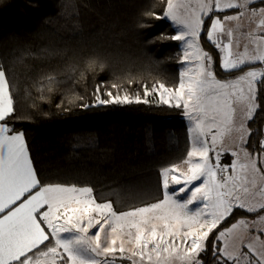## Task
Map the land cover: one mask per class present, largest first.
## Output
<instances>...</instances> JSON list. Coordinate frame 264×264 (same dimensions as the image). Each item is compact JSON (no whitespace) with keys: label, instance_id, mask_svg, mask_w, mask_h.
Returning <instances> with one entry per match:
<instances>
[{"label":"trees","instance_id":"obj_1","mask_svg":"<svg viewBox=\"0 0 264 264\" xmlns=\"http://www.w3.org/2000/svg\"><path fill=\"white\" fill-rule=\"evenodd\" d=\"M167 2L0 0V70L12 106L2 124L9 133L23 135L38 187L88 188L97 203L115 213L163 199L162 173L182 164L190 150L181 108L151 98L145 104L104 100L106 91L125 90L132 98L142 84L179 86L182 51L177 31L164 18ZM252 5L264 7V0ZM234 12L211 9L198 33L220 81L264 65L223 70L221 53L207 34L213 18ZM254 101L243 147L258 159L264 152V78ZM231 160L223 157L227 164ZM259 216L264 207L255 212L234 207L206 236L192 264H234L222 257L219 234ZM54 246L49 238L12 264L36 260ZM56 264H68L67 257Z\"/></svg>","mask_w":264,"mask_h":264},{"label":"rangeland","instance_id":"obj_2","mask_svg":"<svg viewBox=\"0 0 264 264\" xmlns=\"http://www.w3.org/2000/svg\"><path fill=\"white\" fill-rule=\"evenodd\" d=\"M205 1L168 0L164 13V18L177 31L182 51L177 89L187 90L193 101L179 107L180 115L186 120L190 150L182 164L162 173L163 199L153 206L115 213L107 204L97 203L90 194L77 197L69 204V214L60 209L61 218L55 226L56 247L30 260V264H56L64 255L68 264H192L206 236L218 224L213 217L222 220L234 207L253 212L264 207V152L257 159L243 147L248 135L246 123L256 107L254 98L260 70H248L231 81L215 78L209 57L196 39L202 25L200 13L208 14L211 10ZM221 58L225 71L251 62L264 64V45L256 52L232 51ZM155 84L162 85L142 84L132 98L125 90L118 94L106 91L104 101L145 104L151 103V98L157 104L175 107L148 97L144 88ZM225 155L231 156L229 164L223 161ZM206 222L213 228L200 239L191 255L181 256L182 245L178 243L177 253L169 257L144 262L134 256L139 239L163 234L174 235L185 243L183 239ZM225 255L226 260L235 264H253L234 260L231 253Z\"/></svg>","mask_w":264,"mask_h":264},{"label":"crops","instance_id":"obj_3","mask_svg":"<svg viewBox=\"0 0 264 264\" xmlns=\"http://www.w3.org/2000/svg\"><path fill=\"white\" fill-rule=\"evenodd\" d=\"M245 1L209 0L210 7L208 0L205 1L207 9L216 12L235 9L234 13L221 19L213 18L207 34L221 56L245 49L256 52L264 45V7L252 5L258 0ZM205 15L200 13L201 23ZM254 63L258 62L250 64ZM11 110L7 82L0 70V264L18 261L49 238L56 247L55 226L61 218L60 209L64 208L69 214L70 202L83 195H92L88 188L38 187L23 135L9 133L2 124ZM219 239L223 258H227L225 253H231L235 255L234 260L264 264V216L237 221L221 232ZM30 262L27 259L22 264Z\"/></svg>","mask_w":264,"mask_h":264},{"label":"built area","instance_id":"obj_4","mask_svg":"<svg viewBox=\"0 0 264 264\" xmlns=\"http://www.w3.org/2000/svg\"><path fill=\"white\" fill-rule=\"evenodd\" d=\"M260 76L261 78H264V65L260 69ZM176 89L177 88L174 89L164 85L162 86L155 84L150 88L145 87L144 92L147 93L148 97H155L159 100H162L165 104H171L175 107H180L182 104L187 105L193 101L187 90L185 91ZM260 143L264 146V130L260 136ZM207 222L204 227H201L198 231H195L194 234L188 236L187 239H183L185 243L183 242L184 244L181 246V256L191 255L197 250L200 239L206 236L210 229L213 228L212 224L210 227H208ZM179 241L180 239L174 235L163 234L155 235L154 237L147 240L139 239L138 247L134 252V256L138 257L139 260L144 262H148L153 258L169 257L170 255L177 253Z\"/></svg>","mask_w":264,"mask_h":264},{"label":"clouds","instance_id":"obj_5","mask_svg":"<svg viewBox=\"0 0 264 264\" xmlns=\"http://www.w3.org/2000/svg\"><path fill=\"white\" fill-rule=\"evenodd\" d=\"M180 243V245H183V242H179Z\"/></svg>","mask_w":264,"mask_h":264}]
</instances>
